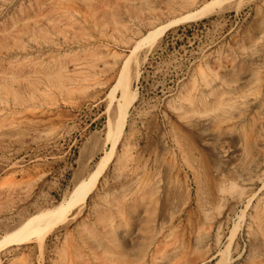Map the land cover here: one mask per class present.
Here are the masks:
<instances>
[{
    "label": "rangeland",
    "instance_id": "obj_1",
    "mask_svg": "<svg viewBox=\"0 0 264 264\" xmlns=\"http://www.w3.org/2000/svg\"><path fill=\"white\" fill-rule=\"evenodd\" d=\"M0 264H264V0H0Z\"/></svg>",
    "mask_w": 264,
    "mask_h": 264
},
{
    "label": "bare ground",
    "instance_id": "obj_2",
    "mask_svg": "<svg viewBox=\"0 0 264 264\" xmlns=\"http://www.w3.org/2000/svg\"><path fill=\"white\" fill-rule=\"evenodd\" d=\"M211 10H212V8L208 7V8L199 10V12L197 11V13L196 14L194 13V15L191 14L192 16L190 15L191 17L188 16L187 18H189V20H190V18L196 19V17H202L203 15H206ZM192 20H194V19H192ZM123 97H125V91L123 93ZM128 107H129V105L122 112V122H123L124 117L127 113ZM138 170H136V171H138ZM95 181H96V178H93L88 183L82 184L75 191L74 195L71 197V199L68 203L62 204L53 210L43 212V213L31 218L22 227H20L13 236H11L9 239H7L6 242L3 244L9 245L11 243H19V242L22 243L24 241H27L29 239V237H34L37 241H42L49 232H51L55 227L59 226L67 218V216L71 212V210H73L76 206H78L80 203L85 201V199L88 197L90 191L93 189Z\"/></svg>",
    "mask_w": 264,
    "mask_h": 264
}]
</instances>
